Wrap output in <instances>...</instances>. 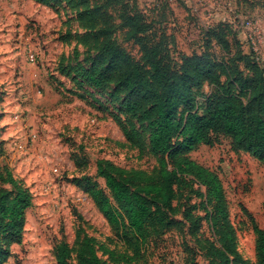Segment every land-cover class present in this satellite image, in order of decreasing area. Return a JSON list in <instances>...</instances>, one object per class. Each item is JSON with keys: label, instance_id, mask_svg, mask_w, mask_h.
Masks as SVG:
<instances>
[{"label": "rangeland", "instance_id": "1", "mask_svg": "<svg viewBox=\"0 0 264 264\" xmlns=\"http://www.w3.org/2000/svg\"><path fill=\"white\" fill-rule=\"evenodd\" d=\"M249 21L251 31L243 27ZM219 23L231 25L241 54H250L264 77V0H0V166L32 196L21 242L2 244V264H56L60 241L75 258L77 236L101 264H116L110 253L124 248L86 193V179L108 195L98 161L156 179L159 155L149 146L150 104L117 88V61L105 58L104 49H120L149 71L147 49L155 47L172 79L187 84L208 62L237 91L233 77H252L255 68L230 40L206 35ZM192 87L195 103L213 90L204 81ZM189 157L220 179L237 258L260 264L253 227L264 229V155L217 135ZM202 201L187 191L173 201L175 211H164L171 226L151 236L137 264H233L220 254ZM190 209L192 229L182 214Z\"/></svg>", "mask_w": 264, "mask_h": 264}, {"label": "trees", "instance_id": "2", "mask_svg": "<svg viewBox=\"0 0 264 264\" xmlns=\"http://www.w3.org/2000/svg\"><path fill=\"white\" fill-rule=\"evenodd\" d=\"M233 33L230 24L219 23L207 30L206 35L230 40L239 57L255 68L252 77H233L231 83L238 92L221 83L220 77L224 74L217 72V65L208 62L196 66L191 83L187 84L185 78L172 79L169 69L157 61L155 47L147 49L149 71H143L120 49H104L105 58L117 61V88L127 95H138L139 100L150 104L149 146L159 155L156 179L146 178L140 171L126 172L109 161H98L97 176L104 180L108 195L86 179V193L124 248L122 252L110 253L116 264H137L141 260L151 236L171 226L164 211H175L172 202L186 191L205 198L201 202L202 210L219 237L220 254L225 262L233 257V264H243L233 247L219 177L189 157L199 146L210 145L211 138L217 135L229 138L239 149L264 155V77L252 56L241 54L243 45ZM202 81L213 90L202 96V102L195 103L190 91L192 85ZM243 96L247 97L245 102ZM0 184L9 187H0L2 264L7 256L2 244L21 242L25 212L32 206V196L14 179L7 165L0 166ZM195 186L204 188L206 195L195 190ZM182 214L192 229L196 225L192 210H184ZM253 229L258 239L259 262L264 264V229L255 226ZM75 244V258L73 249L65 242L54 246L56 264H101L88 240L77 236Z\"/></svg>", "mask_w": 264, "mask_h": 264}, {"label": "built area", "instance_id": "3", "mask_svg": "<svg viewBox=\"0 0 264 264\" xmlns=\"http://www.w3.org/2000/svg\"><path fill=\"white\" fill-rule=\"evenodd\" d=\"M243 27H244V29H248L249 31H251V29H252L251 21L244 23ZM247 38H248L247 39L248 41H251L252 45H255V43L252 39V34L247 35ZM16 148H18L20 151H25V144L19 143L16 145Z\"/></svg>", "mask_w": 264, "mask_h": 264}]
</instances>
